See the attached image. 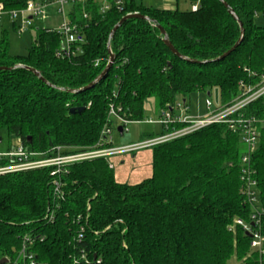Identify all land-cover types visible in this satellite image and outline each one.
<instances>
[{
	"label": "trees",
	"instance_id": "obj_1",
	"mask_svg": "<svg viewBox=\"0 0 264 264\" xmlns=\"http://www.w3.org/2000/svg\"><path fill=\"white\" fill-rule=\"evenodd\" d=\"M36 1L0 0V5L10 11ZM142 1L130 0L121 12L105 13L94 0L71 5L68 19L80 41L68 57L52 29H37L24 56L9 54L3 32L0 68L30 67L51 87L24 69L0 70V131L27 152L47 158L57 147L63 155L98 143L108 148L111 144L100 135L103 128L111 129L109 106L118 119L138 123L151 98L161 111L216 87L223 106L259 84L264 0H223L244 30L226 56L240 32L218 0H188L190 6L198 4L194 12L147 7ZM133 13L149 21L128 20L116 30L109 43L110 69L82 90L108 63L111 30ZM157 26L184 59L165 46ZM79 108L81 114H69ZM242 112L264 120V96ZM119 125L123 132L124 124ZM181 127L162 128L159 135ZM244 153L239 131L211 124L152 147V175L136 185L115 182L103 158L64 166L58 174L54 167L2 174L0 260L11 264L24 246L36 264H264V127L250 157L261 252L251 248L250 236L235 223H250L251 216L241 181ZM8 163L0 159V167Z\"/></svg>",
	"mask_w": 264,
	"mask_h": 264
},
{
	"label": "built area",
	"instance_id": "obj_2",
	"mask_svg": "<svg viewBox=\"0 0 264 264\" xmlns=\"http://www.w3.org/2000/svg\"><path fill=\"white\" fill-rule=\"evenodd\" d=\"M85 0H40L36 2H28L24 8L19 10L7 11L0 5V18L4 15L15 19L18 14L27 15L31 20L34 17L40 16L44 9L50 5H56L58 7V13L62 18V24L57 32L60 34L62 41L60 46V52L66 57L73 54L74 45L80 41L78 37V30L75 25L71 24L68 19V13L65 11V6H71L75 3H83ZM99 5L100 13H105L110 9H115L121 12L126 4L130 0H94ZM198 4L195 3L190 6L191 11H196ZM27 21H29L27 19ZM25 22L22 27L17 29L18 32L22 31L28 22ZM264 96V75L261 76L260 82L256 86H248L244 88L242 93L237 96L230 103L219 106L212 109V105L209 100H205V114L203 116L192 117L186 115L188 108L184 103H177L174 107L164 109L160 111L158 121H148L149 124H157L168 130L170 126L181 124L183 127L172 130L170 132L158 135L153 139H149L140 144L126 146L121 148L101 147V143H98L96 147L89 149L85 152L70 153L63 155L61 148H55L53 150V156L47 158L46 155L40 153H29L23 146L17 145L12 151L0 153V159L5 158L8 160V164L4 167H0V175L5 173L22 172L40 168L54 167L55 173H59L64 166L79 163L87 160L103 158L108 162V158L124 153L133 152L143 148H152L156 145L163 144L165 142L183 137L204 128L211 124H225L232 130L239 131L242 144L245 148V153L241 158V181L243 183V193L246 197V201L251 208L250 223H243L241 220L235 221V223L243 228L246 234L251 238L250 246L254 250L262 251L263 238L260 233V218L259 212L254 206L256 202V182L252 178V170L250 168V157L255 151L258 142L259 130L264 127V120L255 116H245L242 112L249 104L258 100ZM181 110L184 114L176 113L175 110ZM116 119L119 123L126 126L128 123L118 119L116 111L113 106H109L107 119ZM111 129L107 127L103 128L101 132V138L105 143L111 144ZM109 164V162H108ZM109 168L112 166L109 164ZM11 264H36L31 254L27 253L23 246L16 259Z\"/></svg>",
	"mask_w": 264,
	"mask_h": 264
},
{
	"label": "rangeland",
	"instance_id": "obj_3",
	"mask_svg": "<svg viewBox=\"0 0 264 264\" xmlns=\"http://www.w3.org/2000/svg\"><path fill=\"white\" fill-rule=\"evenodd\" d=\"M139 2V0H136ZM142 4L147 7H155L160 9L173 10L177 6L180 11L190 9L188 0H143ZM69 10V6H65V11ZM28 16L18 14L15 19L4 15L0 18V36L6 32L8 40V52L11 56H24L32 45L36 37V30L52 29L59 30L62 24V18L58 13L56 5L46 7L43 13L27 21ZM25 27L18 32L17 29L22 27L25 22ZM14 23V28H13ZM256 23L261 24L262 21L256 18ZM209 93V96L207 95ZM185 106L188 108L189 116L202 115L205 112V100H209L212 109L219 107L221 104L220 92L218 88L213 87L206 91H198L189 94L185 99ZM176 113L184 114L181 110L176 109ZM160 110L156 108L155 99L151 98L144 103V120L138 123H129L123 127V132L120 134L117 129L121 127L119 122L111 119V146L113 148H121L140 144L144 141L157 137L161 132V126L157 124H149L148 121H158ZM0 153L12 151L18 145V141L8 135L6 131H0ZM110 164L114 166L113 175L115 182L124 185H136L152 175V148H143L133 152L124 153L108 158ZM234 262V261H233ZM232 261L230 264H235Z\"/></svg>",
	"mask_w": 264,
	"mask_h": 264
},
{
	"label": "water",
	"instance_id": "obj_4",
	"mask_svg": "<svg viewBox=\"0 0 264 264\" xmlns=\"http://www.w3.org/2000/svg\"><path fill=\"white\" fill-rule=\"evenodd\" d=\"M221 5L227 10V14L237 23L238 25V28H239V32H240V36H239V39L238 41L236 42V44L234 45L233 48H231V50L229 52H227L226 54H224L223 56H226L228 53H230L231 51L234 50V48L236 46L239 45V43L241 42L242 38H243V35H244V30H243V27H242V24L241 22L238 20V18L236 17V15L234 14V12L228 8L227 4L223 1V0H218ZM132 19H139V20H144V21H149V19L147 17H144L142 15H139L138 13H133V14H127L125 15L124 17H122L119 22L113 27V29L111 30L110 34H109V37H108V42H107V51H108V54H109V59H108V63L105 67V69L103 70V72L90 84L88 85L87 87H85L84 89L82 90H86V89H89L91 87H93L95 84H97L101 79H103L105 77V75L107 74L108 70L110 69L111 67V64L113 63V60H114V56L111 54V51H110V47H109V43H110V40L112 38V36L114 35V33L116 32V30L126 21L128 20H132ZM28 20H31V18L29 17ZM157 29L160 33V35L162 36V41L163 43L165 44V46L176 56L180 57V58H183L181 56L178 55V53L176 52V50L172 47V45L170 44L168 38H167V35L166 33L164 32V30L157 26ZM184 59V58H183ZM15 69H24L30 73H32L39 81H41L42 83H44L45 85L51 87V85H49L43 78L42 76L40 75L39 72H37L36 70L30 68V67H26V66H23V65H16L12 68H0V70H8V71H11V70H15ZM61 91H64L63 89H60ZM81 90H71V91H68L69 93H77ZM84 111L83 108H79V109H71L69 111V114L73 115V114H81L82 112ZM117 131L121 134L122 133V128L119 127L117 129ZM28 141L30 140L29 138L27 139ZM0 142H1V139H0ZM7 263V261L5 259H2L0 260V264H5Z\"/></svg>",
	"mask_w": 264,
	"mask_h": 264
},
{
	"label": "crops",
	"instance_id": "obj_5",
	"mask_svg": "<svg viewBox=\"0 0 264 264\" xmlns=\"http://www.w3.org/2000/svg\"><path fill=\"white\" fill-rule=\"evenodd\" d=\"M189 111V110H188ZM205 112H206V110H205ZM205 112L202 114V115H197V116H194V117H198V116H203L204 114H205ZM109 162V161H108ZM109 164H110V162H109ZM111 166H112V171L114 170V166L112 165V164H110ZM148 179V178H147ZM144 181V180H143Z\"/></svg>",
	"mask_w": 264,
	"mask_h": 264
}]
</instances>
